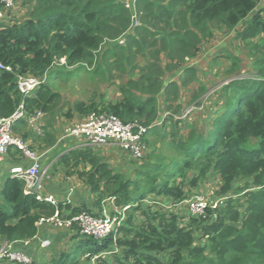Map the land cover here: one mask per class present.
Returning <instances> with one entry per match:
<instances>
[{
    "label": "trees",
    "instance_id": "trees-1",
    "mask_svg": "<svg viewBox=\"0 0 264 264\" xmlns=\"http://www.w3.org/2000/svg\"><path fill=\"white\" fill-rule=\"evenodd\" d=\"M263 1L135 0L133 7L127 5L128 0H22L29 8L25 18L4 13L0 62L11 70L0 69V117L11 116L22 106L24 115L15 122L14 132L41 154L56 145V132L46 125L39 133L30 120L38 113H44L47 120L59 113L62 94L44 81L34 93L23 94L18 75L45 77L63 58L69 67L99 64L97 70L105 65L111 73L115 69L128 74L119 87V101L77 100L74 110L82 114L105 111L124 122L149 126L144 139L150 145L149 136L161 135L169 122L166 116L157 123L159 95L168 115L181 113V105L175 102L181 103V88L198 79V68L188 63L199 54L204 39L213 37L216 29H234L243 23L240 36L245 41L259 40L253 43V71L221 88L224 103L214 104L209 127L193 123L187 125L191 127L187 133H173L165 155L160 150L156 159L143 156L136 162L135 179L114 171L91 145L58 150L47 172L61 169L69 176H83L96 195L97 207L109 195L116 197L117 205L130 208L118 237L74 234L71 237L77 241L68 250L51 246L50 260H33L32 264H81L86 255L88 262L114 244L121 247L122 264H264V7L259 8ZM134 16L140 24L128 33ZM105 44L108 48L99 54ZM139 55L147 58L144 64L137 62ZM111 57L115 66L109 62ZM168 72L177 73L178 79L166 82ZM28 125L30 129L25 128ZM7 155L23 160L17 148H10ZM211 169L225 183L222 205L208 207L205 217L175 212L172 206L188 199L193 186ZM0 195V246L33 240L39 233V220L56 210L53 204L26 194L24 181L12 174L2 183ZM59 206L63 215L67 210L93 213L85 205Z\"/></svg>",
    "mask_w": 264,
    "mask_h": 264
},
{
    "label": "rangeland",
    "instance_id": "rangeland-1",
    "mask_svg": "<svg viewBox=\"0 0 264 264\" xmlns=\"http://www.w3.org/2000/svg\"><path fill=\"white\" fill-rule=\"evenodd\" d=\"M21 2L14 6L10 11H8V9L4 10L3 13L9 14L14 19L18 20L25 18L27 16L29 8L23 6V3L21 4ZM128 2L132 6V2L130 0H128ZM263 7L264 1L259 5V8ZM242 25L243 23H240L234 29L221 27L220 29H216L214 31L213 37L203 40V42L201 43L202 47L199 57L196 59L194 57L190 60V63H197V65L195 66L198 68V79L185 88H181V92L179 94L181 103L179 101L175 102V105H181L182 111L181 113H175L173 115L166 114L167 116H169V122L164 125L163 129L166 131L167 135L165 136V131L162 130L161 135L151 138V144L148 145V149H146L144 153V158L156 159L155 153L160 150L162 151V154L165 155V149L168 146L167 142L172 139V134L175 132H178L179 134L187 133L191 128L187 126L188 124L195 123V126L197 127L202 126V128H208L211 123V121H209L210 116H213L215 114L214 104L217 103L219 106H221V104L224 103L223 97L220 96L221 88L232 79L244 77L251 74V72L253 71L252 66L256 54V47L253 45V43L255 44L259 40L257 39V37H254L253 39L250 38L248 39V41H245L239 33L242 30ZM108 46V44H105L99 54H102V52L107 49ZM145 59L147 58H145L143 55H139L137 57V62L142 63V61ZM65 62V58H63L59 63H56L47 72L49 75L46 76L47 73L45 74L46 78L44 80V82H47L62 94V103L60 106L61 109L59 108L60 112L56 113L54 116L50 115L48 119L54 120L55 124L52 121V125L50 124V129L53 132H57L58 138L59 136L61 137L62 135L66 134V132H69L77 124H81L88 118L87 116L89 113L82 114L75 112L76 110L74 111V104L77 100H83L85 103H91L94 101L96 103L100 101L107 103L109 101H115L116 98L120 95V93H118L119 87L124 84V80L126 77L125 75H122L120 70H116L111 73L109 72L108 68H105L104 66L97 70L99 64L94 65L93 67H89L86 65L69 67L66 66ZM109 62L113 63L114 66L116 65L114 59H111V61ZM54 71L64 72L63 74L57 75V73H55ZM71 71H73L72 74ZM168 76H170V74ZM172 77H174V79H178V76L175 77L174 75H172ZM168 79H166V81ZM194 94L199 95V99H193L196 101L192 100ZM182 114L183 118H181ZM44 116L45 118H47V116L43 115V113H38L37 116L31 118L32 122L29 123L31 127L40 131L39 133H43L42 128L44 121L42 120V118H44ZM157 123L160 122L157 121ZM31 127H29V125L27 127L25 126L26 129H30ZM15 133L19 136L22 135L21 133H17L16 131ZM177 136L176 138H178ZM163 137H167L165 141L162 140ZM105 146L106 148L111 146L112 148L115 147H113V145L103 144L101 150L100 148H97L95 150L105 157V159L109 163V166L113 168L114 171H119L122 173L125 172L124 174H128L127 178L135 179L137 170L135 171L134 169H132L130 170V172L124 171L125 169H123V167L121 166L123 162L122 157H116V155L111 153H109V157H106L104 155L106 152L104 149ZM36 150H39V148ZM173 154L174 152L169 153V155ZM117 160L119 163H117ZM212 170L213 169L208 171L206 177H200L198 184L193 186V194L188 199L200 193L204 194L210 200L217 199L218 206L221 204L224 199L223 195H225L221 194L223 192L222 189H224L222 188V186L225 183L221 175L218 173L215 174V172H213ZM43 171H47L46 165L43 167ZM150 198L151 197L147 199L148 204L149 200L151 201ZM103 201H105L104 205H106L108 208L111 207L112 204L116 203L114 197L109 195H106L105 199L101 200V206ZM218 206L215 207V209L218 208ZM172 209L184 217L185 215H187V212L190 208L187 203H178L172 206ZM207 210L208 208L206 209V212ZM215 212L216 211H214V213ZM187 221L188 219L182 222L184 224ZM68 248L69 247H64L65 250H68ZM87 257L88 255H86L84 258L86 259ZM105 257L106 256L104 255L101 256L98 260V264L109 263Z\"/></svg>",
    "mask_w": 264,
    "mask_h": 264
},
{
    "label": "built area",
    "instance_id": "built-area-1",
    "mask_svg": "<svg viewBox=\"0 0 264 264\" xmlns=\"http://www.w3.org/2000/svg\"><path fill=\"white\" fill-rule=\"evenodd\" d=\"M22 0H0L5 10L12 9ZM0 8V18L4 17V10ZM123 42L122 39L119 40ZM11 70V66H5L0 62V69ZM45 77L18 75L20 91L23 94H30L40 86ZM24 112L21 109L9 117H0V164L6 159L7 152L10 148H17L22 152L26 165H16L10 170V173L24 181V191L26 194L35 195L38 200L46 201L53 204L56 208L53 215L42 217L38 224H49L53 227L74 231L75 235L80 234L85 237L103 239L110 235L118 237L124 222L127 218V210L130 205L123 207L112 204L111 207H103L100 215H95L87 211L76 214L63 215L60 213V202L57 197L44 188L45 172L43 171L41 158L42 154L29 147L25 138L14 132L15 122L23 117ZM186 115V114H185ZM88 118L81 124L73 127L69 133L76 137L84 139L86 145H103L114 144L130 155L134 160L140 161L148 144L144 137L148 132L149 126L141 125L136 122H124L120 117L109 112L92 111ZM183 118V114L181 116ZM114 197V196H112ZM116 200V197H114ZM105 202V201H103ZM150 202V200H149ZM70 201H66L65 204ZM187 203L189 210L187 214L192 216H206V209L211 207L215 209L218 206V200L208 199L204 194L186 199L181 202ZM214 203V204H213ZM79 238V237H78ZM50 240H45L43 246H49ZM104 250L99 254L92 255L90 264H98V260L104 254H110L112 251ZM9 261L14 264H32L33 257L13 247L12 243H5L0 246V262Z\"/></svg>",
    "mask_w": 264,
    "mask_h": 264
},
{
    "label": "crops",
    "instance_id": "crops-1",
    "mask_svg": "<svg viewBox=\"0 0 264 264\" xmlns=\"http://www.w3.org/2000/svg\"><path fill=\"white\" fill-rule=\"evenodd\" d=\"M134 1L132 0V4L134 7ZM130 5L131 4H127ZM1 19V18H0ZM140 24V21L138 20V17L134 16L133 18V26L130 28L129 32L130 33L134 27L136 25ZM127 33V34H128ZM119 43H122L120 41H118ZM202 47V46H201ZM201 52V50H200ZM199 52V54H200ZM199 54L197 55L196 58L199 57ZM110 59H113L112 57ZM163 59L165 60V55H163ZM189 59V65H197V63H190ZM111 61V60H110ZM146 61L143 60L142 63L144 64ZM105 68L107 66L103 65ZM113 71H116L115 69ZM56 72V71H54ZM53 72V73H54ZM64 72V71H63ZM62 71H58L56 72L57 75L58 74H63ZM170 74V76H168ZM49 74L47 73L46 76H48ZM125 75V80L124 83L128 80V74H122ZM172 75H174L175 77H177V73H172V72H168L165 76V81L166 79L168 80H172L174 79V77H172ZM46 78V77H45ZM168 80L166 82H168ZM192 84V83H191ZM120 93V95L116 98L115 101H109V102H116L119 101L122 98V93L120 91V89L118 90ZM159 100H160V117L158 118V121L161 123L163 121V119H165V117L168 115V111L165 110V105L162 99V93L159 95ZM75 111V110H74ZM78 112V111H75ZM80 113V112H78ZM167 114V115H166ZM43 115H45L43 113ZM58 116V115H57ZM56 116V117H57ZM58 118V117H57ZM56 118V119H57ZM42 120L44 121L43 126L48 125L47 127L50 128V124L47 123V118H42ZM30 122H32L30 120ZM53 123L55 124V122L53 121ZM56 136H57V143L55 146H53L52 148H47L44 153H42V158H41V164H42V168L46 165L47 169L49 167L52 166V164L57 160L58 158V154H56V152L58 150H62L60 153L67 151L68 149H72V148H76L79 146H85V142L84 139L81 137H76L71 135L69 132H66V134L62 135L61 137L59 136L58 138V134L56 132ZM154 136H149V138H153ZM151 140V139H150ZM108 145H113L114 148L111 147H107L105 146V156L109 157V153L114 154L117 156H121L123 159L122 162V167L123 169H125L124 171L126 172H130V170L135 168V165L137 164L136 160H134L130 155H128L125 151H123L121 148H119L118 146L114 145V144H108ZM92 148L97 149L101 147H103V145H91ZM65 149V150H64ZM103 150V149H102ZM53 159L48 162V159L52 158ZM105 158V157H104ZM111 158V157H110ZM117 159V158H116ZM26 160L23 158L19 159V157L17 156H12L10 157L9 155L6 156V159L3 163L0 164V193H1V186L2 183L5 181V179L7 178V176H9L10 170L13 166L16 165H22L25 164L26 165ZM117 163L118 160H117ZM117 166V164H116ZM89 169V168H88ZM45 171V180H44V188L46 191L53 193L57 199L59 200L60 203L65 204L66 201H70V204L72 206H87L89 208H92V212L96 215H100L103 212V207H105L106 205L105 202H102V206L101 207H97L94 205V203L96 202L95 198L96 195L94 193H92L90 191V188L86 185L85 181H84V177L77 175V174H73L71 176L65 174L64 170H57L54 173H50L47 172L46 175ZM125 173V172H124ZM0 203H3V198L0 195ZM69 210H67L68 212ZM74 231H69V230H62L56 227H53L49 224H39V233L37 234V236L30 241H26L24 243L19 242L17 244H13V247L16 249H20L28 254H30L33 257V260L38 261V262H44V261H48L51 259V254H50V248L51 246H55L57 248H61L64 250V247H70L72 246L73 242L77 241V238L75 237H71L74 235L73 233ZM122 234V229L120 232V235ZM45 240H50V245L49 246H43V243ZM112 251L110 254H104V256H106L105 258L108 260L109 263L107 264H122L121 260L119 259V257H122V253H121V247L119 245L114 244L112 247H110ZM90 264V262L86 261V259L84 258L81 261V264ZM0 264H14L12 262L9 261H2L0 262Z\"/></svg>",
    "mask_w": 264,
    "mask_h": 264
}]
</instances>
